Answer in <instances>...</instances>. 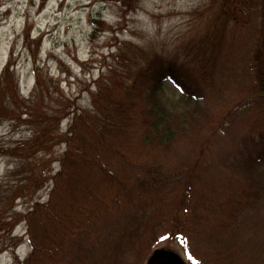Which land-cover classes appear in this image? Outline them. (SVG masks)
Returning a JSON list of instances; mask_svg holds the SVG:
<instances>
[{
  "label": "trees",
  "instance_id": "1",
  "mask_svg": "<svg viewBox=\"0 0 264 264\" xmlns=\"http://www.w3.org/2000/svg\"><path fill=\"white\" fill-rule=\"evenodd\" d=\"M219 1V12L178 54L124 42L103 55L89 107L59 91L39 64L34 90L22 96L7 63L0 118L30 134L0 148L10 159L0 202L50 187L48 200L11 216L25 221L30 246L18 264H143L165 241H176L193 264H240L243 225L261 207L249 196L252 177L226 173L225 164L240 163L225 149L235 123L250 118L242 154L253 167L264 164V0L256 1L252 84L229 95L217 79L238 0ZM135 2L118 3L129 11ZM93 21L95 35L105 22Z\"/></svg>",
  "mask_w": 264,
  "mask_h": 264
},
{
  "label": "rangeland",
  "instance_id": "2",
  "mask_svg": "<svg viewBox=\"0 0 264 264\" xmlns=\"http://www.w3.org/2000/svg\"><path fill=\"white\" fill-rule=\"evenodd\" d=\"M256 1L238 0L237 11L231 13L224 60L217 79L220 89L231 92L227 95L240 86L252 84L250 46L257 22ZM118 2L0 0V77L7 63H13L20 93L28 97L34 90L36 66L39 64L41 73L56 82L59 91L77 105L89 107L91 92L96 90L95 81L105 71L98 61L103 55L116 50L124 42L140 45L149 51L178 54L179 48L192 43L220 9L219 0H137L129 11ZM95 18H101L105 26L92 35ZM28 33L30 38L26 41ZM168 88L173 95L179 93L169 85ZM248 120L250 118L235 123L232 129L235 138L226 144L229 147L225 149V155L230 154L240 165L225 164L224 167L227 174L252 177L255 192L252 188L249 196L261 207L243 225L244 235L239 239L240 264H264V164L260 168L253 167L249 157L242 154L241 136L249 125ZM68 122L69 118L63 121V130H66ZM29 134L27 126H13L10 121L0 118V148L13 145ZM63 150L62 145L56 146L50 156L54 161L53 171L59 168L57 158ZM9 160L4 155L0 156V183L10 168ZM49 194L47 182L33 195L18 198L10 205L0 202V264H18L17 259L24 258L30 250L25 221L15 223L11 216L24 214L35 200L45 202ZM90 244L87 239L82 250V257L87 261L91 257L88 253ZM163 245L158 248L186 256L176 241H165ZM153 250L146 254L143 264ZM185 258L187 264H193L188 257Z\"/></svg>",
  "mask_w": 264,
  "mask_h": 264
},
{
  "label": "water",
  "instance_id": "3",
  "mask_svg": "<svg viewBox=\"0 0 264 264\" xmlns=\"http://www.w3.org/2000/svg\"><path fill=\"white\" fill-rule=\"evenodd\" d=\"M146 264H187V262L177 251L157 248L150 254Z\"/></svg>",
  "mask_w": 264,
  "mask_h": 264
}]
</instances>
